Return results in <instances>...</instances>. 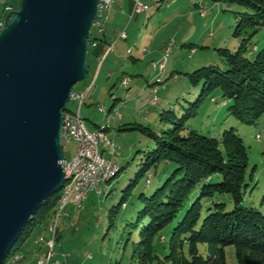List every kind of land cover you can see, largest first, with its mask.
Here are the masks:
<instances>
[{
	"label": "trees",
	"instance_id": "obj_1",
	"mask_svg": "<svg viewBox=\"0 0 264 264\" xmlns=\"http://www.w3.org/2000/svg\"><path fill=\"white\" fill-rule=\"evenodd\" d=\"M231 1L250 10L236 14L238 24L234 34L242 38L241 44L235 51L216 49L228 69L210 65L188 74L191 85L201 87L194 109L181 118L172 113L174 120L169 121L173 127L161 135L140 124L122 128L123 131L141 129L156 144L131 186L162 161L176 165L162 187L149 197L141 196L145 205L136 223L131 224L139 229L135 247L139 264H228L226 248L229 246L235 248L238 264H264V212L244 205L249 186V154L243 138L235 128L225 129L219 137L197 130L183 134L188 120L196 115L195 107L216 89L221 90L225 105L231 102L229 113L241 123L255 125L264 115V47L251 45L252 39L264 28V0ZM98 40L92 37L91 46ZM156 85L157 80L153 89ZM122 170L120 167L117 176ZM61 193L62 190L49 198L32 217L4 264L15 255L25 253L34 233L36 237L37 233L46 232ZM124 200L125 196L121 205ZM228 203L231 210H226ZM113 213L116 212L113 210L110 215L112 224ZM165 237L167 240H162ZM156 245L167 250L163 257L158 255Z\"/></svg>",
	"mask_w": 264,
	"mask_h": 264
},
{
	"label": "rangeland",
	"instance_id": "obj_2",
	"mask_svg": "<svg viewBox=\"0 0 264 264\" xmlns=\"http://www.w3.org/2000/svg\"><path fill=\"white\" fill-rule=\"evenodd\" d=\"M119 1L121 0H114V4L117 5ZM171 1L163 0L164 5L159 8L158 2L150 0L147 3L150 7L149 13H145L139 23L136 20L132 23V27L134 26L136 29L133 42L147 39L146 47L150 52L148 55L155 54L162 48L167 35L173 36L179 32L178 43L173 44V50L167 58L164 72L165 86L157 94L160 102H157V106L150 104L144 106L149 113L143 117L150 121V126L146 127L158 135L173 127L169 121V119L174 120L172 113L177 118H181L189 110L194 109L193 104L198 100L201 87H193L188 74L210 65L219 66L223 70L228 69L216 49L227 48L235 51L239 48L242 38L240 39L234 34L238 24L236 14L250 11L231 0H181L180 3L184 1L187 6L181 8L180 14L173 16L172 14L181 4L178 3L173 6ZM201 6L204 7L207 15L201 14ZM146 22L149 23L148 27L142 26ZM161 23L166 24L162 25ZM139 25L140 28H138ZM96 33L97 28L94 27L92 37ZM210 33L213 35L209 36ZM174 37L170 38L171 41L175 40ZM215 40L219 46L213 45ZM131 45L133 46V43ZM251 45H256L259 48L264 47V28L252 39ZM192 49H195V54H192ZM128 56L129 54H126L124 57L127 58ZM110 60L112 64H115L114 71L116 74L107 86L103 98L98 100V106L90 107L99 113L100 106H107L116 99H120L118 101L119 108L122 106L121 104L127 103V100L122 96L126 89H122L119 85L114 86V84L121 78L122 70L125 73L132 72L128 63L120 58L117 59L113 55ZM88 63L91 75L87 80L75 85V91L92 82L96 83L94 81L96 72L93 69L91 49L88 54ZM156 73L158 81L159 79L163 81L164 74L160 75L159 68L156 69ZM97 87L100 88L101 83H98ZM221 95V90L216 89L210 97L195 107L196 115L188 120L187 129L183 134L187 135L189 130H197L206 135L219 137L225 129L235 128L236 132L243 138L249 154L247 173L249 186L244 205L253 206L264 212V115L255 125L243 124L230 115L228 107L231 102L223 106ZM109 100L112 101L108 102ZM74 104L73 101H70L69 109ZM137 104L140 105L141 102L135 105ZM119 108L115 109L114 113ZM86 124L87 127L92 125L90 120H86ZM103 125L108 126V122ZM114 141H116V145H124L125 148L134 145V151L130 155L129 161L123 165L122 172L111 182L99 186L98 189L103 191L102 194L99 195L97 190L91 192L82 209L71 207L69 217L60 221L61 237L56 247V254L60 253L58 255L62 261H64L63 254H67L69 256L67 262L70 264H139V252L135 249L139 242V229L134 228L131 224L136 223L139 212L145 205L141 196L144 194L149 197L162 187L167 177L175 170L176 165L171 161H162L139 177L135 185L131 186L136 181L142 164L146 162V156L156 148V144L141 129L121 132V136ZM104 144L100 145V150ZM65 150L64 148L66 160L71 161L73 158L67 159ZM149 179L150 183H148ZM219 180L220 178L217 181ZM124 196V205H121ZM231 209L232 206L228 203L226 210ZM113 210L116 213H113L114 221L112 224L110 215ZM34 236L35 233L28 240L25 251L33 244ZM162 240L166 241L167 237L162 238ZM201 247L204 249V246ZM156 248L161 257L167 252L161 248V245H156ZM34 250L32 248L31 254L26 255V257L22 254L25 258L23 257L21 264H37L38 259L35 257ZM226 257L228 264H238L233 246L226 248ZM12 259L9 260L8 264H12Z\"/></svg>",
	"mask_w": 264,
	"mask_h": 264
},
{
	"label": "water",
	"instance_id": "obj_3",
	"mask_svg": "<svg viewBox=\"0 0 264 264\" xmlns=\"http://www.w3.org/2000/svg\"><path fill=\"white\" fill-rule=\"evenodd\" d=\"M99 0H18L0 28V264L66 180L63 111L90 75Z\"/></svg>",
	"mask_w": 264,
	"mask_h": 264
},
{
	"label": "crops",
	"instance_id": "obj_4",
	"mask_svg": "<svg viewBox=\"0 0 264 264\" xmlns=\"http://www.w3.org/2000/svg\"><path fill=\"white\" fill-rule=\"evenodd\" d=\"M143 1L147 4L149 3L150 0H143ZM154 1L159 3L158 4L159 8L164 5L163 0H154ZM180 1L181 0H172L171 4L175 6L178 3H180ZM17 4H18V0H0V28L6 22L7 15L11 14L15 10ZM180 4L181 5L179 6V8H177L175 12L172 14L173 16L180 14L181 8L187 6V3H185L184 1H182ZM8 8H12V9L8 10ZM133 12H134V0H121L117 3V5H115L114 0H112L111 7L109 9H106L104 12L103 20H104L105 32L104 34H101L97 30V33L95 34L94 37L99 38L100 40L97 41L96 46H91L90 48L93 69L96 72L94 79L96 83L94 84V82H92L88 86L86 85L78 89V90H82L91 87L86 97L85 103L80 108V115L83 117L85 121L90 120V122L92 123V125L87 127L89 131H94V132L97 131L99 133L102 132V133H106V135L108 134L107 135L108 139L111 140V143L114 142L115 145L114 152L112 153L109 144L105 143L103 148L101 149L102 154L105 158L112 160L116 165L122 168L123 165L129 161L130 155H132L135 147L134 145H130L128 147L126 146L125 148L124 145H116L115 143L116 141L114 140H116L121 136V132H125L122 130V128H124L125 125L140 124L142 126H150L149 123L150 121L146 117H143L147 115L149 111L147 110V112L145 113H142L141 111L145 110L144 106H146L147 104H150L151 106L158 105V103L156 105L152 104V100L155 96L153 92V86L155 80L158 78L157 73H155L152 69V63L160 61L168 45L171 42H173V44L175 45L178 43L179 40V32L173 35L175 36L174 41H171L170 39L173 38L171 34L167 35V37L164 39V45L162 46V48H160L159 51L156 52L155 54L153 53L152 55H148L150 52L146 47V42L148 41L147 39H141L138 40V42H136L137 41L136 40L133 42V38H134L133 35L134 32H136V29H134V26L132 27L133 25L132 23L134 20L138 21L139 23L142 19V16L145 13L134 14ZM158 22L160 24V21ZM161 24L163 25L166 23H161ZM148 25H149L148 22H146V24H142V26L144 27H148ZM138 28H140V25L138 26ZM124 31L128 35V38L126 40L120 38V34ZM212 35H213L212 33L209 34V36ZM132 43L133 46L131 45ZM111 44H115V47L112 52H109V48ZM183 44L185 45L186 43L184 42ZM217 44L219 43H217V40H215V42H213V45L219 46ZM129 49L132 50V53H130L129 56L125 58L124 56L128 54ZM191 52L192 54L196 53L195 49H192ZM113 55L116 56L117 59L120 58L122 61L128 63L129 69L132 72V73H125V71L122 70L121 78L118 80L117 83L114 84V86L119 85L122 89H126V92L129 90L132 91L130 93L125 92L122 94V96L127 100L126 104H121L122 106L119 108L118 101L120 99L119 100L116 99L111 104L107 103L108 105L104 106L105 110H101V106H100L99 108V111L101 113L100 114L94 108H90V107L98 106L99 104L98 100H101L103 98L102 96L104 95L107 86H109L112 77L114 76V74H116V72L114 71L115 64H112L110 60L111 56ZM148 60L150 61L148 62ZM135 76L136 78H134ZM124 77L129 78L127 85H122L121 83ZM164 77H165V73H164ZM98 83H101L100 88L97 87ZM111 101L112 100H109L108 102ZM139 102H141L140 105L138 104L135 105L136 103ZM158 102H160L159 99ZM224 105L225 103H223V106ZM117 108H119V110L114 113V110ZM70 109L73 111H77L78 106L75 103ZM117 112L120 114V116L116 115ZM103 114L104 116H102ZM106 122H108V128L106 125H103L106 124ZM99 127L100 129H98ZM76 148H77L76 143H71L65 146L66 149L65 154L67 155V159L71 160L74 157V155L76 154ZM71 207L76 208L70 206V208ZM82 208H78V209H82ZM41 235L48 236L49 234L47 232H44L40 235L39 233H37L36 237L34 236L33 238L34 240L33 244L30 246V248L27 251H25L24 253L25 257L26 255L31 254L32 248L35 249L34 254L37 259L39 258L42 252L47 250V246L45 244L36 243V239ZM58 254L60 253L56 254L55 260H60L61 264H70L67 262V258L69 257L67 254H63L64 261L59 259ZM64 255H66L67 257H64ZM19 264H21V262Z\"/></svg>",
	"mask_w": 264,
	"mask_h": 264
},
{
	"label": "built area",
	"instance_id": "obj_5",
	"mask_svg": "<svg viewBox=\"0 0 264 264\" xmlns=\"http://www.w3.org/2000/svg\"><path fill=\"white\" fill-rule=\"evenodd\" d=\"M112 0H99V12L98 18L95 22L94 27L97 28L99 33L104 34V12L106 9L111 7ZM146 3L143 0H134V14H141L146 8ZM201 14L206 15L204 7L201 6ZM12 8H8L11 10ZM121 39H127L128 35L124 31L120 34ZM97 42H94L92 46H96ZM115 44H111L109 52L114 50ZM173 42H171L167 49L165 50L164 55H170L172 52ZM132 53V50H128V54ZM163 55V56H164ZM163 58V57H162ZM161 58V60H162ZM161 60L158 62L152 63V69L156 73V69L160 68ZM129 81L128 77H124L121 81L122 85H127ZM165 81H158L157 85L153 89L155 94L152 104H157L158 97L157 94L161 88H164ZM91 88V87H90ZM82 89L73 92L70 97V101H73L77 104L78 110L73 111L71 109L63 111V127H62V144L63 147L76 143V154L71 161L64 160L65 171L69 169H76V184L72 187H78L77 196H64L62 202H58L54 216L50 219L49 223L46 226V232L48 236L41 235L36 239V243L45 244L47 250L42 252L38 258L37 264H61L60 260H55L56 256V247L59 243L60 238V229L59 223L62 219L69 216L70 206L76 208H82L83 204L87 200L89 194L93 191H99V186L101 185V178L107 173V171L115 164L112 160L106 158L101 160H94V149L100 148L102 143L109 144L111 152H114V144H111V140L108 139L106 133H101V136H94V131H89L86 126V121L80 115V108L85 103L86 97L90 90ZM70 103V102H69ZM104 106H101V110ZM142 113L147 112V110L141 111ZM117 116L120 114L117 112ZM108 128V126H107ZM100 129V127L98 128ZM21 253L17 254L15 263L19 264L23 259ZM64 257H67L64 255Z\"/></svg>",
	"mask_w": 264,
	"mask_h": 264
},
{
	"label": "bare ground",
	"instance_id": "obj_6",
	"mask_svg": "<svg viewBox=\"0 0 264 264\" xmlns=\"http://www.w3.org/2000/svg\"><path fill=\"white\" fill-rule=\"evenodd\" d=\"M150 11V7L146 5V8L143 10L142 13H148ZM141 13V14H142ZM207 14V12H206ZM168 55L164 57V59L161 62V66L159 68V73L160 75H163L165 72V66L167 62ZM159 81H161L159 79ZM156 105V104H154ZM102 110H105V107H103ZM94 136H100L99 132H94ZM101 159H106L103 154L101 153L100 148L94 149V160H101ZM119 173V168L117 167L116 164H113L112 167L107 171V173L101 178V184L111 182ZM66 176L67 180L62 188V193H61V198L59 202H62L64 199V196L67 194V196H77L78 195V187H72L75 186L76 184V169H69L66 170ZM102 191H99V194H101ZM17 258V255H15L11 261L12 264H16L14 261Z\"/></svg>",
	"mask_w": 264,
	"mask_h": 264
}]
</instances>
